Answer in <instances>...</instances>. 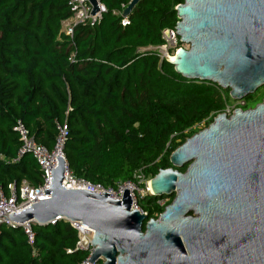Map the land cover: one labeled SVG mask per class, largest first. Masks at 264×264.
Instances as JSON below:
<instances>
[{
	"label": "trees",
	"instance_id": "16d2710c",
	"mask_svg": "<svg viewBox=\"0 0 264 264\" xmlns=\"http://www.w3.org/2000/svg\"><path fill=\"white\" fill-rule=\"evenodd\" d=\"M68 1L0 0V185L40 181L31 155L13 162L18 120L51 149L56 121L67 119V162L93 182L109 186L140 171L154 177L173 167L170 155L194 134L190 130L209 125L231 98L219 84L187 79L171 62L140 51L159 44L163 28L176 26L175 7L184 0H141L126 26L122 13L130 0H100L106 8L101 20L78 27L73 41L61 31L71 15ZM161 197L148 195L140 205L157 215ZM34 231L30 245L22 229L2 227L0 264H79L85 258L69 222L37 224Z\"/></svg>",
	"mask_w": 264,
	"mask_h": 264
},
{
	"label": "water",
	"instance_id": "95a60500",
	"mask_svg": "<svg viewBox=\"0 0 264 264\" xmlns=\"http://www.w3.org/2000/svg\"><path fill=\"white\" fill-rule=\"evenodd\" d=\"M88 1L96 14L100 0ZM140 1L130 0L122 16ZM175 9L178 35L190 45L171 62L176 72L219 84L233 100L264 86V0H184ZM56 157L44 190L49 197L6 220L80 221L94 230L92 263L103 257V264H264V99L218 114L171 153L173 167L151 179L154 196L175 193L157 220L131 209L128 188L120 201L66 188L65 160ZM191 212L200 217H186Z\"/></svg>",
	"mask_w": 264,
	"mask_h": 264
},
{
	"label": "built area",
	"instance_id": "2783aa9c",
	"mask_svg": "<svg viewBox=\"0 0 264 264\" xmlns=\"http://www.w3.org/2000/svg\"><path fill=\"white\" fill-rule=\"evenodd\" d=\"M71 15L62 21L61 31L66 34L70 40H74L75 31L78 27L87 26L94 27L102 18L103 12L106 11L105 6L100 2V10L96 14H91L93 9L92 4L88 0H69L68 1ZM129 24L127 17L122 20V25ZM181 48H186V45L181 42L176 26L165 27L161 31V42L156 45H148L140 49V51H149L155 53L160 63L163 61L173 62V58ZM75 57V51L72 53V59ZM245 100H234L227 102L223 111L228 116L232 115L237 109H244ZM55 140L54 145L50 149L44 143L40 142L34 134L30 132L28 127L18 120L15 130L20 140V147L17 151L13 162H18L24 155H31L41 169V181L37 185H32L27 181L18 183L11 181L6 186L0 185V232L2 227L20 228L24 232L27 241L30 245H34L35 231L34 223L24 222L21 225L6 220L5 216L15 212V214L32 206V204L40 201V199L48 198L44 190L49 189L52 177L51 171L58 165V159L55 164L57 152L65 160V173L63 185L68 189H83L95 194H109L110 198L122 200L124 189L128 188L132 197V210H138L140 213L146 214L149 212L144 210L140 205V201L148 195H153L151 192V180L148 179L143 171H140L134 179L117 180L112 185H104L102 183L93 182L83 177L77 176L69 166L65 150L66 141L69 138L70 126L67 119L56 121L55 125ZM156 204L160 207L165 206V202L158 199ZM159 213V212H158ZM60 221L69 222L77 231L76 248L83 251L86 256L79 264H103L104 258L100 257L98 261L92 263L88 261L93 255L95 246L92 243L94 230L82 224L80 221H69L65 219H54L50 222L56 225ZM70 251V249H68Z\"/></svg>",
	"mask_w": 264,
	"mask_h": 264
},
{
	"label": "rangeland",
	"instance_id": "374dc122",
	"mask_svg": "<svg viewBox=\"0 0 264 264\" xmlns=\"http://www.w3.org/2000/svg\"><path fill=\"white\" fill-rule=\"evenodd\" d=\"M186 45V48H190V45ZM226 91H229V90H226ZM264 99V86H262L261 88H259L256 93L252 94V95H249L248 97H246L244 100H245V106H244V109H248V108H254L257 104L261 103ZM234 102L233 99H228V102ZM220 113H223L222 111L221 112H218L216 114V116ZM215 116V117H216ZM214 119V117H213ZM213 121V120H212ZM212 121L210 123H212ZM209 123V124H210ZM208 127L207 125V121H203L202 123L198 124V125H195L191 130H190V134L192 133H197L201 130H203L204 128ZM193 134V135H194ZM65 154H66V149L64 150ZM187 168V165H185L184 167L182 168H179V170H182V172H184ZM153 177L151 175H148V179H152ZM29 181V180H28ZM30 182V181H29ZM175 197V193H173L171 196H167V195H163L160 199L161 201H164L165 203H171L173 198Z\"/></svg>",
	"mask_w": 264,
	"mask_h": 264
},
{
	"label": "flooded vegetation",
	"instance_id": "af4514ba",
	"mask_svg": "<svg viewBox=\"0 0 264 264\" xmlns=\"http://www.w3.org/2000/svg\"><path fill=\"white\" fill-rule=\"evenodd\" d=\"M166 204H167V203H166ZM166 204H165V206H164V209H165V207L167 206ZM164 209H163V211H164ZM163 211L159 212L157 215H150V216L148 217V220L151 219V218H152V219H156V220L159 219L160 214H161ZM186 217L197 219V218L200 217V214H198V213H194V212H191V213L187 214ZM174 224H175V222H172L171 224H169V226H172V225H174ZM180 239H181V241H182V243H183V246H184V248H185L186 254H187V256L189 257V256H190V252H189V250H188V248H187V245H186L185 241L183 240L182 236H180Z\"/></svg>",
	"mask_w": 264,
	"mask_h": 264
},
{
	"label": "bare ground",
	"instance_id": "6f19581e",
	"mask_svg": "<svg viewBox=\"0 0 264 264\" xmlns=\"http://www.w3.org/2000/svg\"><path fill=\"white\" fill-rule=\"evenodd\" d=\"M172 60L175 61V58H173ZM59 154L61 155L60 152H57V155H56V156H58ZM55 159H56V161H55V164H56V162H57V157H55ZM150 190H151V192H153L152 189H151V187H150Z\"/></svg>",
	"mask_w": 264,
	"mask_h": 264
},
{
	"label": "crops",
	"instance_id": "0c3cea01",
	"mask_svg": "<svg viewBox=\"0 0 264 264\" xmlns=\"http://www.w3.org/2000/svg\"><path fill=\"white\" fill-rule=\"evenodd\" d=\"M22 181H27L28 183H30L28 180H26V179H23ZM21 181V182H22ZM40 181H41V177H40ZM40 181H39V183H40ZM30 184H32V183H30Z\"/></svg>",
	"mask_w": 264,
	"mask_h": 264
}]
</instances>
